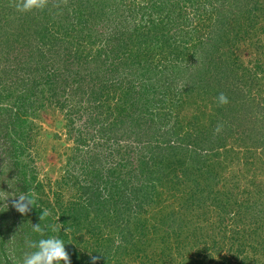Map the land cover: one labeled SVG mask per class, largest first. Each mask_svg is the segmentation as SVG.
<instances>
[{
	"label": "trees",
	"instance_id": "trees-1",
	"mask_svg": "<svg viewBox=\"0 0 264 264\" xmlns=\"http://www.w3.org/2000/svg\"><path fill=\"white\" fill-rule=\"evenodd\" d=\"M226 1L46 0L43 9L29 12L17 11L18 1H13V12L6 8L17 31L6 33L11 40L5 44V56L11 59L5 61L13 65L10 72L14 73L17 86L14 90L10 89L7 97L0 99L5 103L9 100L8 105L0 107V264H22L25 254L37 250L28 242L48 236L62 239L66 253L69 249L74 251L70 257L67 253L68 264H85L87 257L82 254L83 260L78 258L76 248L67 246V232H77V238L89 239L90 246L86 248L95 251L99 260L105 261L113 242L108 240L110 231L107 228L110 224L107 221L110 215L113 219L115 216L112 214L124 216L121 224H126L127 228L131 219H141L160 193L176 190L177 186L184 184L186 177L171 175L175 168H180L182 173L187 170L192 174L203 171L213 179L208 160L212 161L213 156L218 159V155L222 154L219 151L212 154L214 148L221 145L217 142L223 140L221 127L217 124L207 132L196 116L189 118L190 122L186 116L190 117L202 108L193 99L199 98L205 91L200 90L204 89V83L213 87L209 88L210 103L217 104L220 93L227 96V107L230 108L227 111L234 107V96L242 92L231 84L233 79L229 84L219 74L214 82L209 74L213 73L217 63L222 62L217 50L223 43L227 17L232 16L231 3L227 4V10L226 5L221 4ZM233 7L239 9L234 16L243 21L249 20L250 31L242 40L245 44L246 40L249 41V47H253L258 59L254 68H246L247 77H241L254 81L261 72L264 78V60H261V57L264 59V43L257 32L258 26L264 30V23L258 21L259 18L264 19V0H235ZM243 10L252 16L246 17L240 12ZM162 12L167 14L161 15ZM126 15L132 18L130 25V17ZM210 27H217L220 31L214 43V36L207 41H197L201 50L186 55L185 51L194 46L188 43L195 40L192 36L204 28L212 31ZM181 44L184 45L182 48ZM211 49L215 52H210ZM234 50L229 53L231 57L223 67L234 68L233 62L230 63L232 57L237 62L241 60L237 55L239 47ZM186 56L191 57L189 61ZM180 68L187 80L184 78L182 83H176L171 78L174 69ZM195 76L200 83L194 82L197 83L194 86L192 82L190 86L188 80ZM206 76L209 77L204 80ZM64 109L75 120L81 119L80 115L85 113L89 116L82 118L77 128L69 130L72 136L77 134L79 144L71 151L80 158L81 172L74 175L65 171L55 181L60 186L57 188L59 194L72 190V195L67 200L60 196L55 198L59 207V225L54 227L56 220L48 213L54 212V208L49 201L40 199L46 195L43 194V184L36 177L35 168L30 167L32 159L26 155L24 146L10 140V131L21 129L27 116L30 118L35 113L40 116L46 112L54 116ZM226 117L223 113L220 116L223 119L214 118L213 123H229ZM73 123V119L68 120V124ZM185 123L192 130L186 129ZM218 126L220 130L216 131ZM207 135L208 144L202 139ZM130 137L136 145L127 144L121 151L117 143L122 139L130 140ZM89 141L92 142L90 147L87 146ZM82 147L88 149L87 152L82 153ZM103 150L107 151L106 156H102ZM27 156L29 161H25ZM187 159L189 162L185 161ZM192 163H196L197 167L190 166ZM69 164L73 163L69 160ZM101 166H106L108 175L103 177L96 173L91 176ZM156 174L158 177H155ZM196 179L192 178L195 189L191 190V185L184 196L185 200H192L198 206L200 203L204 215L210 210L207 209L209 204L218 203V200L215 195L212 199L208 196L201 198L202 189H197ZM203 181L202 184L208 182ZM47 186L50 185L47 183ZM10 192L14 196L12 202L1 205L5 201L1 195L6 197ZM105 192L107 194L104 195ZM174 192L170 195L172 198ZM20 193H27L34 202L23 214L13 206ZM109 205L114 209H110ZM38 206H44L46 210ZM42 211L47 215L40 220ZM226 212L227 207L222 208L221 205L220 214ZM94 219L99 221L91 227ZM143 220L146 221L145 218ZM259 224L255 222L252 227L244 225L243 228H236L237 238H240L238 245L230 239V245L235 247V264H242L245 260L244 264H250L258 249L264 250L262 241L256 240L258 244L253 245L247 243L254 236L263 240L258 235L263 232ZM37 225L44 229L43 236L33 230V226ZM169 229L166 230L172 232L171 227ZM178 231L173 233L178 235ZM72 240H75L74 235ZM130 242L123 241L124 244L119 246L123 254H130L131 247H135V243L129 245ZM140 245L144 244L140 242ZM221 248L231 249L225 243ZM150 252L151 256H155V251ZM142 264L163 263L143 254Z\"/></svg>",
	"mask_w": 264,
	"mask_h": 264
},
{
	"label": "rangeland",
	"instance_id": "rangeland-1",
	"mask_svg": "<svg viewBox=\"0 0 264 264\" xmlns=\"http://www.w3.org/2000/svg\"><path fill=\"white\" fill-rule=\"evenodd\" d=\"M13 1H18L17 3L21 2V0H0V5L4 8L3 10V8L0 7V99H3L4 96L7 97L11 92L10 89L17 86L15 75L10 72L12 71L13 65L11 62L8 64L5 61V59H11L5 56V44L11 40L9 38L10 35L6 33L16 30V28H13V23H11L10 20V11L6 9L9 7L13 12V6H15V4H12L14 3ZM60 1L64 2V0ZM234 2L235 0H227L225 3H221L226 5L224 6L226 7L225 10L229 7L227 4L231 3L230 11L232 16L230 18L227 17L229 20H226L228 21L227 25L223 28V43L217 50L222 57V62H216L218 65H216V68L212 69L213 73L209 74L212 75L210 79L214 82L218 80L219 74L223 75V77L228 80L229 84L233 79L234 81L231 84L236 85L242 92L234 96V107L232 110L227 111V108H229L227 104L210 103L211 99L209 97H211V91L209 88L211 89L213 87L211 85L208 87L205 86L204 80L209 77L206 76L203 80L204 84H201L204 89L200 88V90L205 91L201 92L199 98L195 97V99H193L194 102L201 104L202 108L198 112H194L190 117L186 116L189 122L191 120L189 118L192 116L194 118L196 116L197 120H199V123L202 125V129L207 132L213 130L217 124L221 127L220 131L223 140L217 142L221 145L214 148L212 154L214 152L217 153V151L222 154L218 155V159H216V156H213L211 158V160L213 159L212 161L208 160L213 179L207 176V173L203 171L192 174L190 172L188 173L187 170L185 173H182L180 168H175L171 175L180 176L182 178L186 177L187 179L184 184L177 186L175 188L176 190H173L175 191L174 198L170 196L173 191H167L163 194L160 193V196L155 199V203L153 205L151 204V208L142 214L141 219L130 220L128 228L126 224H121V219L124 221V216L119 217L112 214V216H115L113 219L110 215L107 221L110 224L107 228V230L110 231L108 232V240L113 242L109 248V256H105L108 257L105 261L99 260L97 257L98 254L88 249L90 246V243H88L89 239L84 240V237L80 236L77 238V232H67L69 244L67 246L69 248H76L75 250L79 253L78 258L83 260L82 254L87 257L84 262L85 264L89 262L90 264H142L143 254L152 257L154 260H162L163 264H175L179 262L180 264H235V257L233 255L235 247L230 245V239L235 245H238L240 238H237L239 235L237 236L238 231H236V228H243L244 225H251L249 227H252L255 222L260 223L259 226L263 227V232H259L260 234H258L260 237H263V240L254 236L249 239L247 243L251 245L258 244L255 242L256 240L262 241L261 244L264 243V78H262L263 74L261 72L254 81L244 80L243 77H241H247V73L245 72L246 68H254L257 65L256 63H258V59L255 57L256 55L253 47H249V41L246 40V44L243 43L244 40H242V38L245 39L247 36L246 34H248L247 32L250 31V27L247 25L249 24V20L243 21L234 16L236 11L239 12L238 8L237 10L233 7ZM240 12L245 13L246 17L248 15L252 16L250 13L247 14L246 10ZM166 14L167 12L161 13V15ZM190 15L191 11L188 16ZM126 16L130 17V15ZM253 16H255V14H253ZM262 18L258 20L260 23H264V19ZM128 20L130 25L132 23V18L130 17ZM138 22L140 23V21ZM210 28L212 31L209 28H204L200 30L196 36H192L195 40L188 43L194 46H191L188 52L185 51L187 53H185L186 55L190 56L188 53L191 51L201 50L197 41H207L210 37L214 36V43L216 39L215 36L218 35L220 31L217 27ZM257 32L264 43V34H262L264 30H262L261 26H258ZM190 38L191 37L188 39ZM251 41L253 43L254 38ZM183 46L184 45L181 44V48ZM238 47L239 51L237 55H240L241 60L237 62L234 60L235 58L232 57L233 60L231 59L230 61V63L233 62L232 65H234L232 66L234 68H231L232 70L227 69L226 66L223 67V65L227 64L228 58L231 57L229 53H232V51ZM211 51H213V49H211L210 52ZM214 52L215 51H213V53ZM223 53L224 56H222ZM188 56L185 58L188 59L187 61L191 58ZM261 60L264 59L261 57ZM3 67L7 68L2 70ZM185 75L182 68L174 69L173 78L171 79L176 83H182L184 78L187 80ZM188 81L190 86L192 82L194 86L197 84L194 82L198 81V83H200L199 78L196 76ZM206 82H208V80ZM180 85L181 84H178L179 87H181ZM192 93L194 94L193 91ZM241 93L243 95H239ZM7 101L8 102L5 103L3 100H0V107H2L1 105H8L9 100ZM231 104L232 102H230V105ZM223 113H226V119H228L229 123L222 121L225 126L219 123L214 124L213 122L215 121H213V119L222 120L223 118H220V116ZM80 116L84 119L89 115L85 113ZM69 119H73L74 123L68 124ZM81 119L77 118L75 120V117L66 114L65 109L59 110L54 116L47 112L40 116H37V113H35V115H31L30 118L27 116L26 123L23 124L21 129H16L14 132L10 131V140L22 147L24 146L26 155L32 159L30 167L35 168L36 177L41 184H43V194L46 195L45 197H39L40 199L43 198L42 201H49V204H52L54 208V212H48L49 215H52L56 220L54 227L59 225V223H57L59 207L57 206L55 198L60 196V198L67 200L72 195V190H66L59 194L57 188L60 186H57L55 181L59 180V177L64 175L65 171L74 175L81 172L82 163H79L80 158L75 157L71 151V148L76 149L79 144L76 138L77 134L72 136V133L69 132V130L75 127L77 128V126L81 124L83 121ZM185 125L186 129L192 130L190 126V129L187 127L189 124L185 123ZM67 126L70 128L68 129ZM181 134L183 133L181 132ZM208 136L209 135L203 137V141L207 142V139H209ZM129 139L130 140L122 139L117 143L121 151L127 144L132 145V147L136 145L134 139L132 140L131 137ZM44 144H46V146ZM91 144L92 142L89 141L87 146L90 147ZM0 149H2V146ZM87 150L88 149H83L82 147L81 152H87ZM196 150L198 152L200 151V149ZM103 152L102 156H106L107 151L103 150ZM28 156L27 159L25 157V161H29ZM69 160L73 164H69ZM172 160L171 158V161ZM179 160L182 161V157ZM188 160L189 159L185 161ZM70 166H72V168H70ZM190 166L197 167V164L192 163ZM105 167L106 166L99 167V170H95V173H92L91 176L99 173L103 177H106L108 173ZM189 170H191V167ZM155 177H158V175L156 174ZM194 177L198 178L196 179L197 189H202L201 198L208 196L212 199L213 195H215L218 200V203L209 204L207 209L210 210H207L204 215L203 210H200V203L198 206L197 203L192 200H185L186 197L184 193H187V188H190L192 185L191 190H193L196 187L192 182V178ZM203 180L208 181L207 184H202V182H204ZM47 183L50 186H47ZM53 193L56 195H53ZM105 194L107 193L105 192L104 195ZM1 197L5 199L1 204L3 206L11 203L14 199L11 192L8 196L5 197L1 195ZM221 205L222 208L227 207V212L224 213V215L220 214ZM38 207L44 209V206L43 208L41 206ZM108 207L114 209L111 205ZM90 216H92V214ZM143 218H145L146 221H144ZM95 221L98 223L99 220L94 219L91 223V227ZM169 227H171L172 232L166 230H170ZM174 230H179L177 232L179 236L173 233ZM73 235L75 236V240H72ZM176 237L178 238L177 240H175ZM234 239L238 240V242ZM123 241H132L135 243V247L134 245V248L131 247L132 250H130V254H123L121 252L119 246L124 244ZM132 242H130L129 245H131ZM140 242L144 245H140ZM224 243L226 246H230L231 249L221 248V245ZM149 250L155 251V256H151ZM67 253H70L68 254L70 257L73 255L74 251L69 249ZM251 256H253V254H251ZM245 262L246 260L242 264ZM250 264H264V250L259 248L254 257V261Z\"/></svg>",
	"mask_w": 264,
	"mask_h": 264
},
{
	"label": "clouds",
	"instance_id": "clouds-1",
	"mask_svg": "<svg viewBox=\"0 0 264 264\" xmlns=\"http://www.w3.org/2000/svg\"><path fill=\"white\" fill-rule=\"evenodd\" d=\"M46 5V0H21L17 4V11L29 12L33 9H43ZM218 103L221 105L228 103V98L224 93H220L217 97ZM218 126L216 131H219ZM32 198L27 193H20L18 199L14 201L13 206L16 210L23 214L28 210L29 205H33ZM47 213L42 211L40 220L46 216ZM33 230L43 236L44 229L40 225L33 226ZM30 247L37 249L30 254H25L22 259V264H68V255L65 251V243L62 239L55 236H48L36 241L28 242Z\"/></svg>",
	"mask_w": 264,
	"mask_h": 264
}]
</instances>
